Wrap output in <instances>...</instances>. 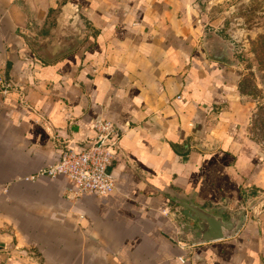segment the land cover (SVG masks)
I'll return each instance as SVG.
<instances>
[{
    "label": "crops",
    "instance_id": "1",
    "mask_svg": "<svg viewBox=\"0 0 264 264\" xmlns=\"http://www.w3.org/2000/svg\"><path fill=\"white\" fill-rule=\"evenodd\" d=\"M200 2L0 0L15 88L0 95V264H264V149ZM98 119L121 136L114 193L76 200L65 177L31 180ZM176 196L250 209L234 238L193 246L171 218Z\"/></svg>",
    "mask_w": 264,
    "mask_h": 264
},
{
    "label": "rangeland",
    "instance_id": "2",
    "mask_svg": "<svg viewBox=\"0 0 264 264\" xmlns=\"http://www.w3.org/2000/svg\"><path fill=\"white\" fill-rule=\"evenodd\" d=\"M201 22L229 45L241 75L246 136L264 149V0H201Z\"/></svg>",
    "mask_w": 264,
    "mask_h": 264
},
{
    "label": "built area",
    "instance_id": "3",
    "mask_svg": "<svg viewBox=\"0 0 264 264\" xmlns=\"http://www.w3.org/2000/svg\"><path fill=\"white\" fill-rule=\"evenodd\" d=\"M14 90L7 68L0 66V95L7 96ZM93 130V137L80 145V151L66 145L61 151L60 160L41 169L31 180L65 177L73 185L68 190V196L76 200L83 196L105 197L114 193L116 179L112 167L121 136L116 126L106 120H95Z\"/></svg>",
    "mask_w": 264,
    "mask_h": 264
},
{
    "label": "water",
    "instance_id": "4",
    "mask_svg": "<svg viewBox=\"0 0 264 264\" xmlns=\"http://www.w3.org/2000/svg\"><path fill=\"white\" fill-rule=\"evenodd\" d=\"M71 26L77 35L78 29L73 24ZM171 201L174 206L171 218L177 225L179 237L193 246L234 238L243 228L247 210L250 209L241 208L240 204L235 203L233 210L226 216V206L207 209L197 204L193 196L171 197Z\"/></svg>",
    "mask_w": 264,
    "mask_h": 264
}]
</instances>
